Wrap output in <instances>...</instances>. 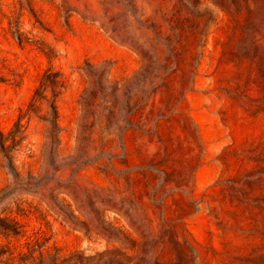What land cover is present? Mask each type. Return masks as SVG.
I'll use <instances>...</instances> for the list:
<instances>
[{"label": "rangeland", "instance_id": "374dc122", "mask_svg": "<svg viewBox=\"0 0 264 264\" xmlns=\"http://www.w3.org/2000/svg\"><path fill=\"white\" fill-rule=\"evenodd\" d=\"M0 264H264V0H0Z\"/></svg>", "mask_w": 264, "mask_h": 264}]
</instances>
